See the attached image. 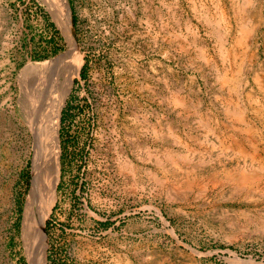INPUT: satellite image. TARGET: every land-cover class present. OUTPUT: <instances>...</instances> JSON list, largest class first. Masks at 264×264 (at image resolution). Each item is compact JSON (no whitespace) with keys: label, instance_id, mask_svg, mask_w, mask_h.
Here are the masks:
<instances>
[{"label":"rangeland","instance_id":"374dc122","mask_svg":"<svg viewBox=\"0 0 264 264\" xmlns=\"http://www.w3.org/2000/svg\"><path fill=\"white\" fill-rule=\"evenodd\" d=\"M67 2L76 43L50 0H0V264H29L21 72L58 81L71 40L46 264H264V0Z\"/></svg>","mask_w":264,"mask_h":264},{"label":"bare ground","instance_id":"6f19581e","mask_svg":"<svg viewBox=\"0 0 264 264\" xmlns=\"http://www.w3.org/2000/svg\"><path fill=\"white\" fill-rule=\"evenodd\" d=\"M67 1L68 0H50V3L46 4L49 6V11L53 20L64 35L67 38L72 36L73 41L76 43V37L71 29ZM70 29L72 35H69ZM69 42V57L67 63L70 65L65 66L63 70L65 74H62L63 76H61L58 81H51V79L49 81V77L47 78L49 73L54 74L52 71L57 70L59 72L60 69L62 70L63 68V66L54 63H29L28 67L24 68L21 72V75L26 78V85L28 79L32 77V82H30V84H33L37 92L36 96H27L28 94L24 91L25 88H22L24 93L22 92L23 95L20 96L21 98L19 101L21 115L24 116V121L28 124V128L34 137L31 145V188L26 196L22 215V237L25 245V255L29 264H46L44 243L41 239V234L44 221L55 200V188L59 178V144L56 121L61 106L69 92L72 78L77 74L82 61L81 54L76 44L73 43L72 40ZM37 94L39 95L37 96ZM37 98L40 99V106L38 107L35 106L36 103H33L37 101ZM259 152V148H252V153L249 154L255 156L258 155ZM5 153L8 157L7 150ZM4 192V190L0 189L1 196Z\"/></svg>","mask_w":264,"mask_h":264},{"label":"water","instance_id":"95a60500","mask_svg":"<svg viewBox=\"0 0 264 264\" xmlns=\"http://www.w3.org/2000/svg\"><path fill=\"white\" fill-rule=\"evenodd\" d=\"M69 15H70V24H71V29H72V32L74 34V36L76 37V30H75V24H74V21H73V16H72V13L69 12Z\"/></svg>","mask_w":264,"mask_h":264},{"label":"trees","instance_id":"16d2710c","mask_svg":"<svg viewBox=\"0 0 264 264\" xmlns=\"http://www.w3.org/2000/svg\"><path fill=\"white\" fill-rule=\"evenodd\" d=\"M72 18H73V21H74V23H75V16H73Z\"/></svg>","mask_w":264,"mask_h":264}]
</instances>
